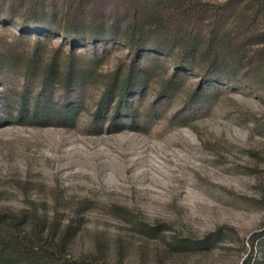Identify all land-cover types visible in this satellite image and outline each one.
<instances>
[{
	"label": "rangeland",
	"instance_id": "rangeland-1",
	"mask_svg": "<svg viewBox=\"0 0 264 264\" xmlns=\"http://www.w3.org/2000/svg\"><path fill=\"white\" fill-rule=\"evenodd\" d=\"M63 27L0 19V218L19 221L8 234H66L65 257L85 264L260 258L250 240L264 232V80L205 76L175 50L133 52Z\"/></svg>",
	"mask_w": 264,
	"mask_h": 264
},
{
	"label": "trees",
	"instance_id": "trees-1",
	"mask_svg": "<svg viewBox=\"0 0 264 264\" xmlns=\"http://www.w3.org/2000/svg\"><path fill=\"white\" fill-rule=\"evenodd\" d=\"M104 1L112 6L104 8ZM16 17L21 26L35 31L49 30L58 17L68 38L100 36L133 52L175 50L177 65L200 67L205 76L248 85L264 80V0H61L59 5L56 0H0V19ZM48 68L55 75L52 63ZM131 86L127 78L118 87L117 103ZM112 92V87L104 90L101 102ZM18 223L16 218H0V264H85L65 257L66 234L49 242L31 225L36 241L16 238L6 228ZM215 235L208 234L200 245ZM250 242L261 257L246 256L241 264H264V232L254 234Z\"/></svg>",
	"mask_w": 264,
	"mask_h": 264
}]
</instances>
